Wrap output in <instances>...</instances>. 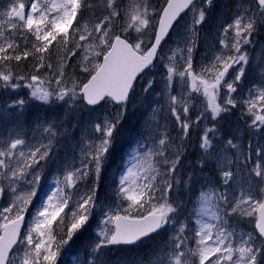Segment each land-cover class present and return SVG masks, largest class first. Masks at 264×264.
Wrapping results in <instances>:
<instances>
[{
    "label": "snow or ice",
    "instance_id": "1",
    "mask_svg": "<svg viewBox=\"0 0 264 264\" xmlns=\"http://www.w3.org/2000/svg\"><path fill=\"white\" fill-rule=\"evenodd\" d=\"M224 7L209 36L219 0H9L0 264H61L94 222L78 264H127L109 253L156 237L132 264H264V63L249 52L264 40V0ZM21 89L27 98H4ZM134 104L145 109L136 147L110 177ZM245 218L254 233L240 229Z\"/></svg>",
    "mask_w": 264,
    "mask_h": 264
},
{
    "label": "rangeland",
    "instance_id": "2",
    "mask_svg": "<svg viewBox=\"0 0 264 264\" xmlns=\"http://www.w3.org/2000/svg\"><path fill=\"white\" fill-rule=\"evenodd\" d=\"M125 2H127V0H125ZM225 2H226V0H219L220 10L215 12L213 14V16L210 18L209 23L204 26V31L209 36H211V34L213 32H215L219 23L222 22L226 18V16L228 15L227 9H225V7H224ZM151 3L153 6H155L157 8L162 6L160 0H151ZM8 4H9V0H0V13H3L7 10ZM190 18H191V13H189L187 16H185L184 19L180 22L181 27L186 22H188ZM3 19H6V17H3ZM173 35L175 36V33ZM260 44H263V43L260 42ZM260 44L259 45L257 44L254 48L249 49L251 62L254 65V67H256V68H258L260 63H264V48H262L260 46ZM206 47H207V45H204L202 47L201 54L203 52V48H206ZM257 78H258V72L257 71H252L249 73V77H248L249 83L254 82ZM143 83L144 82H142L141 84H143ZM137 89H138L137 91L139 92V90H140L139 86L137 87ZM27 92H28L27 89H21V90H18V92L15 94H13V93L4 94V98H7L9 96H14V95L20 96L21 93H23L27 98ZM37 103L40 106V108H42V109H41V111H37L36 113L42 115L45 111H47V108H46V106H42L39 102H37ZM132 107H134V108L137 107V111L139 114H137V116L134 117L135 125H134V128L131 132H127V130H125L124 127L121 129L120 136L122 135V137H121L123 139L122 142H125V144H127V146L130 149H129L128 153L126 154V156H113V159H114L113 166H115L116 159L118 157L123 158L121 161H119L117 163V169L121 167L122 161L124 159L130 158L131 154L133 153V150L136 147V141L138 139L139 125H140V123H142L140 113L143 112L145 109L142 106H140L139 104H134L129 108V112L131 111ZM36 110H39V108H36ZM236 119H237L236 117L231 118V120H232L231 126H235ZM12 123H10L9 125H11ZM120 136H119V139H120ZM3 138H4L3 136H0V139H3ZM113 168L114 167H112L111 172L109 174L110 176L112 175V173H116V172H113ZM55 170H56V166L50 165L49 170L46 172V177H47V180L49 182L44 185V194H47L49 192V190L52 189V187H53L51 181L53 180ZM42 197H43V194H42ZM1 200H2L3 206H5L7 201L5 199H0V201ZM254 223H255L254 218L251 220V222H249V218H245L243 221L240 222L239 227L245 233L252 232L251 226L253 227ZM95 227H96V224L94 222L92 225V228H89L87 231H85L83 233V235L80 237V239L76 240L75 243L72 244V246L68 252L62 253L61 258H60L61 264H78V261L80 259H82V257H83L84 245H86L90 242L91 238L94 235ZM73 258H75V259H73Z\"/></svg>",
    "mask_w": 264,
    "mask_h": 264
},
{
    "label": "trees",
    "instance_id": "3",
    "mask_svg": "<svg viewBox=\"0 0 264 264\" xmlns=\"http://www.w3.org/2000/svg\"><path fill=\"white\" fill-rule=\"evenodd\" d=\"M86 18H87V14H86ZM257 38L258 40H260V37H257ZM260 42L264 44V40H261ZM147 78H151V77L149 76ZM21 96L25 98L24 94H21ZM32 104L34 105V102L29 101V104L27 106L28 110L30 111L33 108ZM32 112L34 113V111ZM137 114H139L137 111V107L136 108L132 107L131 111L128 113L127 121L124 124V128L125 130H127V132H131L133 130L134 125H135L134 117H136ZM12 122L14 123V121L9 120L8 124ZM121 137L122 135L120 136V139L118 138V141L113 149V156H126V154L128 153L130 149L127 146V144H125V142H122ZM160 241L161 239H152V240L145 241L143 245H137V246L130 247V248H120V249H117L116 252L115 250H113L112 252L109 253V258L113 261H125L127 262V264H132V262L136 258L145 255L149 251L157 249Z\"/></svg>",
    "mask_w": 264,
    "mask_h": 264
},
{
    "label": "water",
    "instance_id": "4",
    "mask_svg": "<svg viewBox=\"0 0 264 264\" xmlns=\"http://www.w3.org/2000/svg\"><path fill=\"white\" fill-rule=\"evenodd\" d=\"M182 14H183V13H182ZM182 14H181V15H182Z\"/></svg>",
    "mask_w": 264,
    "mask_h": 264
}]
</instances>
